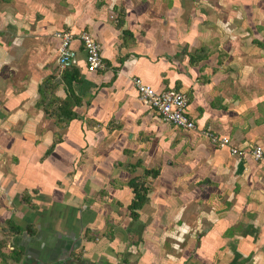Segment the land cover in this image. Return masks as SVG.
I'll use <instances>...</instances> for the list:
<instances>
[{"label":"crops","instance_id":"0c3cea01","mask_svg":"<svg viewBox=\"0 0 264 264\" xmlns=\"http://www.w3.org/2000/svg\"><path fill=\"white\" fill-rule=\"evenodd\" d=\"M257 1L0 0V226L8 227L7 232L12 226L23 231L15 236L8 232L10 241L4 249L8 253L16 247L22 259L11 263L0 259L2 264H21L25 259L121 264L117 251L126 239L124 221L115 219L119 224H113L112 240L94 242L86 233L101 224L99 210L107 206L106 197H117V203L130 194L131 201V189L121 183L146 164L151 166L148 171H159L153 182L170 184L163 190L172 189L179 175L185 182L181 184H186L181 189L185 199L180 203L178 198L182 216L189 202L194 206L203 202L200 198L211 186L235 182L236 205L230 209L233 203L228 202L211 229L197 234V253L213 258L218 254L219 264H264V159L257 162L249 154L231 151L254 145L264 151V94L253 100L245 92L238 100L234 97L237 105L230 104L225 93H231V87L225 91L222 86L236 85L237 74L222 72L230 70L235 57L227 54L231 44L225 49L204 47L205 36L238 35V24L237 31L232 29L237 21L259 34L253 24L260 14L254 8ZM62 30L74 36L87 31L99 45L105 69L87 72L76 39V61L58 67L57 33ZM232 45L235 54L241 52ZM248 57L249 65L240 72L243 84L259 83L264 76L255 73L262 70L261 64L253 73L257 60ZM67 68L77 74L70 91L62 75ZM18 72L25 75L19 79ZM136 80L156 92L173 88L184 92L196 129L162 122L139 99ZM43 86H51V99L46 98L51 114L37 106ZM256 101L261 115L252 113ZM68 114L74 117L65 119ZM206 129L229 142L211 143L202 134ZM194 181L198 184L192 185ZM100 197H105V204H99ZM117 206L111 213L119 212ZM159 206L163 210L158 214L166 213L167 204ZM234 208L240 216L232 214ZM158 222L152 220L151 229ZM126 263L151 264L148 258Z\"/></svg>","mask_w":264,"mask_h":264},{"label":"rangeland","instance_id":"374dc122","mask_svg":"<svg viewBox=\"0 0 264 264\" xmlns=\"http://www.w3.org/2000/svg\"><path fill=\"white\" fill-rule=\"evenodd\" d=\"M259 5H255V9L259 11L260 14L256 15L254 18V26L257 25V30L259 31V34H255L250 30L247 31L244 28V24L241 22L234 23V26L232 27L233 30H236L234 27L237 25V33L238 35L232 36V37H217L218 35L213 36H205V44L204 47L207 48L208 45H212L213 48H217V46H221L222 49H225L227 44H231L228 47V56H235L232 57L234 60L230 65V70L225 69L223 71V74H226L228 71V75L232 76V74L236 75V85L231 84L230 86H222L225 91L228 90V87H231V93L229 91L225 94H228L231 98L232 102L230 104L237 105L238 99L240 98V95L242 96L245 94V92L248 93L252 97L253 100H257L262 94H264V85L261 86L259 84L260 82L264 84V79L259 80V83H252V84H243L244 82V76L240 72L243 70V66L249 65V55H252L253 58L257 61L253 64L252 72L254 73V67L255 65L261 64L262 70H258L255 74L258 76L260 73L262 76H264V0H258L257 1ZM259 8L261 10H259ZM241 9V6H239L238 10ZM239 18L243 17V13L239 12ZM243 14V15H242ZM240 25L242 27H240ZM260 31L262 33L260 34ZM235 40H232L234 39ZM232 44H235V46L241 48V52H236L235 54L234 47ZM203 47V48H204ZM244 50V51H243ZM57 53V52H56ZM55 53V58L56 54ZM227 54L223 57V61L226 60ZM23 58V57H22ZM56 61V60H55ZM59 67V66H58ZM57 68V67H56ZM247 68V67H246ZM57 71V70H55ZM19 78L24 76H20ZM18 76V75H17ZM218 87V86H217ZM233 98H232V97ZM234 97L237 99L235 100ZM257 102V101H256ZM252 113L255 115H261V109L260 104L257 102L256 105H254L252 109ZM47 120V119H46ZM23 121V120H20ZM147 169H151V166H148L147 164L145 166H142L140 168H136L133 171H131V174L126 177L124 180V183L122 182V185H128L129 182H127L131 177H142V180L145 178L144 172ZM132 170V169H131ZM144 170V171H143ZM173 171V170H172ZM172 171L170 174H172ZM178 174V171L176 173ZM190 173H186L185 176H189ZM168 176H170L168 174ZM183 176V175H182ZM181 176V177H182ZM184 176V177H185ZM194 176V175H192ZM180 178L177 177V181L173 182L172 189L169 187V191L163 190L164 187H167V184L162 179H166L165 176L161 178L162 181H154L157 184L154 185L153 177H150L149 179H152L151 181L148 180V182H144V184L149 189L148 192V203L143 207L142 213H140V220L134 221L131 220L129 211L127 209V204L130 202V194L129 197L122 199L120 202L114 203V201L117 199L115 196L106 197V203L107 206L105 209H100L99 211V218L101 219V224L99 227L96 228H89L86 235H88L92 240L95 238H98L100 241L103 239L105 240H112V238L115 236V230H114V223L117 225L119 222H123L121 225V229L124 230L125 239L122 243L121 250L118 247L117 254L120 255V263L125 264V262L132 263L134 261H139L140 259H150L151 264H219L217 263L219 256L218 254L213 256H206L204 257L202 253L198 255L197 253V234L200 232L209 231L211 229L213 221L216 220L219 211L221 212V208L225 209L227 208V203H233L234 200L237 199V190L235 188V185H233L232 181H228V183L221 184L220 186L215 184L214 186H211V191H208L204 194L200 200H203V202L200 203L199 206H194L192 203L194 201H191L188 203V207H186V211H184V214L182 216V209L180 207V203L185 199L181 197V189H184V187L181 185L184 181L178 180ZM192 185H197V182H191ZM170 185V184H169ZM190 185V183L188 184ZM182 186V188H181ZM163 187V188H162ZM168 188V187H167ZM189 188V187H188ZM227 191H230V194H227ZM233 191L234 193L232 194ZM170 192V194H168ZM219 195V196H217ZM230 195V196H229ZM243 195V194H242ZM160 196V197H159ZM108 198V199H107ZM180 203H179V199ZM257 196L253 197V201L257 200ZM101 199V200H100ZM214 201H211V200ZM245 199V197H242V202ZM101 204L105 201V197L99 198ZM192 200V198H191ZM238 200V199H237ZM190 201V199L188 200ZM166 203L168 208H166V213L158 214L163 209L159 206L161 203ZM241 202V208L242 207ZM115 205L118 207L119 212L111 213L112 206ZM233 205H236V203H233L230 207L232 208ZM1 207V206H0ZM6 207V206H5ZM111 209V210H110ZM200 209H203V211L200 213ZM3 210V208L1 209ZM215 210V212H212ZM232 214L239 215V211L235 208ZM246 210V209H245ZM249 210V209H247ZM154 211V213H152ZM244 209H242L241 213H243ZM218 212V213H217ZM246 213V211H245ZM240 216V215H239ZM119 220V222L117 220ZM155 219H158V225H154L155 229H151V222ZM115 220V221H114ZM130 223V224H129ZM129 224V225H128ZM145 224V225H144ZM142 226L144 228L142 229ZM2 228H6L5 225L0 226V239H2L3 232ZM136 230H139L138 232L141 235H138V232ZM119 233V230H118ZM186 234V235H185ZM116 236L117 231H116ZM123 237V236H120ZM96 240V239H95ZM6 241H10L9 237L6 238ZM94 242H98L97 240ZM192 242L189 246L186 244ZM158 244V246H157ZM7 245V244H6ZM151 245V246H149ZM210 247V246H208ZM151 248V250H150ZM107 252V250H106ZM149 256V257H148ZM143 262V260H141ZM127 264V263H126ZM147 264V263H146Z\"/></svg>","mask_w":264,"mask_h":264},{"label":"built area","instance_id":"2783aa9c","mask_svg":"<svg viewBox=\"0 0 264 264\" xmlns=\"http://www.w3.org/2000/svg\"><path fill=\"white\" fill-rule=\"evenodd\" d=\"M57 36L59 38V44L57 47L56 62L61 69L76 61L77 51L73 47V41L75 39L84 51L87 72H97L98 70L105 69L106 64L101 56L99 45L87 31H81L74 36L69 30H62L57 33ZM135 86L139 99L149 109L153 110L162 122L183 130L196 129V123L187 112L188 98L184 92L175 88L156 92L153 88L142 84L138 80L135 81ZM202 134L211 143L225 145L229 142L228 137L215 134L207 129L203 130ZM231 151L233 154L239 156L249 154L257 162L264 159L263 149L256 145L248 148L232 147Z\"/></svg>","mask_w":264,"mask_h":264},{"label":"trees","instance_id":"16d2710c","mask_svg":"<svg viewBox=\"0 0 264 264\" xmlns=\"http://www.w3.org/2000/svg\"><path fill=\"white\" fill-rule=\"evenodd\" d=\"M69 67V66H67ZM76 72L74 71L73 68H71L69 70V68H67L66 70L63 71V79H64V82H65V85H67V87L69 88V91H70V87H71V83L72 81L76 80L77 79V74H75ZM51 89V86H47V87H44L43 86V89H41V97L43 98L42 100H40L38 103H37V106H40V107H43L46 111H47V114H51L52 110L50 107H46V98H49L48 94H49V91ZM51 98H49L48 100H50ZM57 110V109H56ZM62 110V109H61ZM57 113H58V116L60 117V114L57 110ZM72 117H74L72 114H68L66 117H64L65 119L69 120V119H72ZM151 176L153 178H157L159 176V171L158 170H145L144 172V176ZM128 187L131 189L132 191V199L130 201V204L128 205V211H129V215H130V218L132 220H137L139 218V212L140 210L148 203V192H149V189L147 188V186L144 184V181L142 180V177H134L133 179L129 180V183H128ZM10 226L11 223H8ZM8 228V227H7ZM2 232H3V238L0 239V259L1 260H12L14 262H19L20 259H22V256H23V253L21 250L17 249L16 247L13 248L12 251L6 253L4 252V249L6 247V244H7V241H6V238L9 237V233L13 234L14 236L15 235H19L21 232H23L19 227L17 226H12L11 227V230H8L7 232V229L6 228H2Z\"/></svg>","mask_w":264,"mask_h":264},{"label":"flooded vegetation","instance_id":"af4514ba","mask_svg":"<svg viewBox=\"0 0 264 264\" xmlns=\"http://www.w3.org/2000/svg\"><path fill=\"white\" fill-rule=\"evenodd\" d=\"M36 260V259H35ZM32 260V259H25L24 261H22L23 263L21 264H45V263H39L38 260ZM1 261V260H0ZM9 263H11V261H8ZM0 264H2V262H0ZM48 264H65L63 260L61 261H56V262H53V263H48ZM66 264H69V262L67 261Z\"/></svg>","mask_w":264,"mask_h":264},{"label":"water","instance_id":"95a60500","mask_svg":"<svg viewBox=\"0 0 264 264\" xmlns=\"http://www.w3.org/2000/svg\"><path fill=\"white\" fill-rule=\"evenodd\" d=\"M40 263V262H39ZM64 263L66 264L67 263V261H64ZM73 264H76V263H73Z\"/></svg>","mask_w":264,"mask_h":264}]
</instances>
